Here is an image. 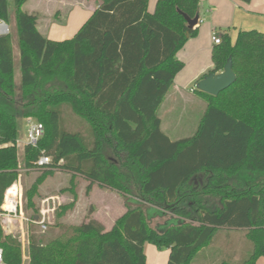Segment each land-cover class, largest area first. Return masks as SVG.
I'll list each match as a JSON object with an SVG mask.
<instances>
[{"label": "trees", "instance_id": "trees-1", "mask_svg": "<svg viewBox=\"0 0 264 264\" xmlns=\"http://www.w3.org/2000/svg\"><path fill=\"white\" fill-rule=\"evenodd\" d=\"M28 1L0 0V22L9 20L10 3L15 9L21 70L18 87L12 36H0V212L22 170L41 172L27 193L33 209L52 171L137 200L111 229L90 218L58 223L50 237L32 230L29 264H147L146 243L170 250L167 264H231L201 259L220 232L242 234L251 254L241 264H257L264 256V33L241 31L233 43L216 30L214 67L201 79L231 58L236 81L218 96L196 88L205 112L193 136L173 141L158 112L185 66L178 52L199 32L200 22L190 29L182 14L195 19L200 0H158L152 13L149 0H95L92 16L63 41L40 33L39 15L23 10ZM28 119L45 133L20 158V123ZM42 155L52 161L41 168ZM156 212L175 218L154 230L148 216ZM0 247L7 264H21V242L1 223Z\"/></svg>", "mask_w": 264, "mask_h": 264}, {"label": "rangeland", "instance_id": "rangeland-1", "mask_svg": "<svg viewBox=\"0 0 264 264\" xmlns=\"http://www.w3.org/2000/svg\"><path fill=\"white\" fill-rule=\"evenodd\" d=\"M156 2L157 0L148 1L149 12L152 13L154 11ZM62 8H65V6L60 7V9ZM68 10H70V7ZM44 11H46L47 15L50 14L48 5H46ZM67 13L66 11L64 14V10L62 9L58 20H64ZM51 16V19H54L56 22L54 10ZM9 17L11 19L4 22L9 25L11 30L10 35L13 36L14 30L11 21L14 19L16 23V19L15 9L12 3H10ZM190 97L198 98L195 95H191ZM204 109L205 107L201 102L188 103L186 101H178L175 103L168 100L158 112L162 120V130L173 141L191 137L196 132ZM65 117L68 121L72 119L69 113L65 114ZM25 125L26 120H22L17 143L20 158H23L24 155L23 150L26 140ZM40 174L41 172L37 171L22 170L20 172V176L15 183L20 188L21 215L27 218V220H13L9 224L10 230H4L6 234L17 237L21 242V264H29L30 261L29 237L32 230L40 236L50 237L58 234L60 231L59 226H57L58 223L64 226H78L93 217L100 220L106 229H111L115 221L126 213L127 206L135 207V201H137L133 197H123L115 191L106 190L96 184L91 185L89 188V182L79 176L60 171H52L38 186V192L34 198L36 206L33 209L28 206L27 193ZM69 205L70 208L67 207L64 215L60 218L58 215L62 207ZM42 209L48 211L46 214L47 229L45 232L42 231L40 225L33 221V217L40 215ZM149 209H151V206L147 204L145 212L149 211ZM173 218L175 216L171 213H168L166 216H160L156 212L153 217L151 215L148 216L149 226L154 230H160L171 223ZM0 223L3 226L1 221ZM145 253L147 256V264H157L158 262L159 264L167 263L168 249L166 248L159 249L153 244L146 243ZM250 254V244L242 234L220 232L217 241L202 252L201 259L206 257L205 260L208 259L207 262L211 260H225L231 264H241ZM196 264L203 263L197 260ZM257 264H264V256L258 259Z\"/></svg>", "mask_w": 264, "mask_h": 264}, {"label": "crops", "instance_id": "crops-1", "mask_svg": "<svg viewBox=\"0 0 264 264\" xmlns=\"http://www.w3.org/2000/svg\"><path fill=\"white\" fill-rule=\"evenodd\" d=\"M46 5L50 9L49 15L44 11ZM61 6H65V8H62L64 14L66 11L68 12L64 19L65 23L62 25L56 24L54 19H51L53 10L55 17L58 11H62L60 9ZM69 7L70 10H68ZM96 9L97 3L95 0H29L23 6L25 12L39 15L38 30L44 37L54 41L73 38ZM199 17L200 26L198 35L195 38L189 39L177 54V58L185 66L176 75L173 86L165 96L159 111L168 100L175 103L178 101H186L188 103L201 102L206 109V102L195 93H192L191 89L214 67L212 60V50L214 47L212 36L214 31L219 30L228 33L233 43L241 31L257 30L264 33V0H251L249 3L241 0H200ZM9 19L11 18L9 17ZM11 25L14 30L12 42L15 62V83L20 87V48L14 19H12ZM191 95H195L198 98H192L190 97ZM169 254L170 250H168L167 259H169Z\"/></svg>", "mask_w": 264, "mask_h": 264}, {"label": "built area", "instance_id": "built-area-1", "mask_svg": "<svg viewBox=\"0 0 264 264\" xmlns=\"http://www.w3.org/2000/svg\"><path fill=\"white\" fill-rule=\"evenodd\" d=\"M11 30L9 25H7L4 21L0 22V36H7L10 35ZM213 43L220 44L221 37L217 35L216 31L213 34ZM197 87L191 89V92L194 93ZM26 140L25 146L29 145L33 148H37L41 139L45 133V127L42 123L28 119L26 121ZM52 159L46 155H42L38 161V167H45L46 165L50 164ZM48 211L42 209L41 214L33 217L34 223L41 226L43 232L47 229L46 225V214ZM37 218V219H36ZM27 220L24 216L21 215V203H20V188L17 183H14L10 188L7 189L4 195V202L1 207L0 212V221L3 223V229L10 230L9 224L15 220ZM0 264H7L4 260V251L0 247Z\"/></svg>", "mask_w": 264, "mask_h": 264}, {"label": "water", "instance_id": "water-1", "mask_svg": "<svg viewBox=\"0 0 264 264\" xmlns=\"http://www.w3.org/2000/svg\"><path fill=\"white\" fill-rule=\"evenodd\" d=\"M186 19L190 29L196 28L200 22L199 15L195 19H190L185 14H182ZM236 81V75L233 71V62L230 58L224 67V70L218 74H209L201 79L197 84V89L201 92L212 96H218L221 92L228 89ZM160 216H166L160 213ZM37 219V218H36Z\"/></svg>", "mask_w": 264, "mask_h": 264}]
</instances>
